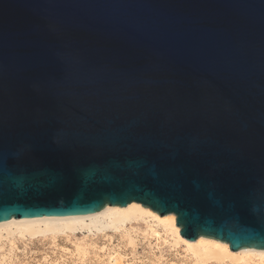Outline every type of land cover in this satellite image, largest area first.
Returning a JSON list of instances; mask_svg holds the SVG:
<instances>
[{"label":"water","instance_id":"water-1","mask_svg":"<svg viewBox=\"0 0 264 264\" xmlns=\"http://www.w3.org/2000/svg\"><path fill=\"white\" fill-rule=\"evenodd\" d=\"M131 203L264 250V0H0V223Z\"/></svg>","mask_w":264,"mask_h":264},{"label":"bare ground","instance_id":"bare-ground-1","mask_svg":"<svg viewBox=\"0 0 264 264\" xmlns=\"http://www.w3.org/2000/svg\"><path fill=\"white\" fill-rule=\"evenodd\" d=\"M148 219L150 220L148 230L142 236L144 242L149 243L154 238L170 251H174L178 259L176 264H264V250L241 249L234 252L230 250L228 244L206 237H200L194 242L188 241L180 235V228L175 225L174 214L160 217L139 203H131L124 208L106 206L100 212L88 215L33 220L13 219L0 223V243L4 239L14 238L16 234L20 238L31 239L50 237L55 240L59 237L67 239L74 237L81 240L76 243L75 252L68 253L80 263L85 260L88 253L87 238L102 236L108 241L118 238L123 247L120 245L117 248H103L101 252H104L106 259H100L99 264H163V258L158 256L155 250L148 252V256L142 259L135 256L140 234L128 226ZM79 235L82 238H79ZM123 248L131 249L133 258L124 254ZM0 261L6 262V258L1 256Z\"/></svg>","mask_w":264,"mask_h":264},{"label":"rangeland","instance_id":"rangeland-1","mask_svg":"<svg viewBox=\"0 0 264 264\" xmlns=\"http://www.w3.org/2000/svg\"><path fill=\"white\" fill-rule=\"evenodd\" d=\"M149 223L150 220L148 219L138 221L128 226V228H133V231L140 234L135 256L142 259L148 256V252L155 250L154 252L163 258V264L178 263V259L175 257L176 253L170 251L161 243L162 246L160 242L156 241L154 238H152L149 243L147 241L144 242L142 236L148 230ZM78 237L82 238L81 235ZM9 239L10 240L4 239L0 243V258L1 256L6 258V262L3 263L0 261V264H99L98 261L100 259H106L104 252H101L103 248H117L120 245L123 247V244H120L118 238H114L113 241H108L107 238L105 239L102 236L87 238L86 240L89 244L87 245V256L83 262L78 263L76 258L72 257L69 253L75 252L76 243L80 242L79 240L81 239L77 240L74 237L70 239L59 237L55 240L50 237L31 239L29 237L20 238L17 234L14 238L11 237ZM123 250H125L122 251L125 252L124 254L129 258H133L134 254L131 249L123 248Z\"/></svg>","mask_w":264,"mask_h":264}]
</instances>
